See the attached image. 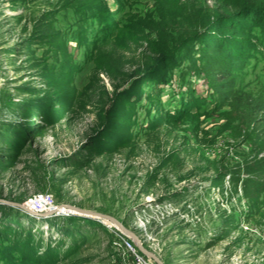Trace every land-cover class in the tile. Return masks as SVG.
Returning <instances> with one entry per match:
<instances>
[{
	"label": "rangeland",
	"instance_id": "374dc122",
	"mask_svg": "<svg viewBox=\"0 0 264 264\" xmlns=\"http://www.w3.org/2000/svg\"><path fill=\"white\" fill-rule=\"evenodd\" d=\"M235 1L0 0V136L16 132L30 92L48 90L50 78L66 81L54 94L77 96L85 109L0 174V201L33 209L44 195L57 207L110 216L162 264H264V211L223 176L252 153L254 136L231 107L210 101L208 80L180 59L184 39ZM31 38L39 42L24 47ZM161 53L171 67L140 84L137 75ZM250 63L238 84L264 93V58ZM115 94L126 99L116 137L124 144L78 152ZM63 210L15 216L14 226L71 247L56 264H125L115 224Z\"/></svg>",
	"mask_w": 264,
	"mask_h": 264
},
{
	"label": "trees",
	"instance_id": "16d2710c",
	"mask_svg": "<svg viewBox=\"0 0 264 264\" xmlns=\"http://www.w3.org/2000/svg\"><path fill=\"white\" fill-rule=\"evenodd\" d=\"M202 28L184 39L180 59L189 62V71L203 74L208 80L210 101L220 108L231 107L240 116L236 118L241 124L250 128L248 137L254 136L255 148L223 176L230 175L233 194L241 192L255 208L264 211V93L255 95L246 91L245 85L238 84L251 60L264 58V0H237L227 5L223 14L215 15ZM35 41L38 40L31 38L23 46L27 47ZM197 46H200L198 51ZM159 56L137 75L136 79L142 81L140 84L145 82V77L155 76L157 72L164 73L171 67V59L167 55L161 53ZM173 62L179 63L178 59H173ZM42 71L44 74L47 70ZM155 80L156 77L153 82ZM65 82L50 78L43 84L48 90L30 92L31 102L18 112L21 123L15 126L16 132L0 136V174L13 168L27 147L44 136L46 131L66 121L69 115L85 110L77 96L66 97L61 93H53L59 83ZM123 96L117 97L115 94L109 108L100 112L85 149L78 152L85 153L90 148H95V154L104 148L110 152L124 144L125 136L121 140L116 139L118 134L125 131L119 127L125 118L121 116L125 111L122 104L126 99ZM206 102L207 99L197 101L198 105ZM63 161L59 162L62 164ZM82 165L84 163L78 166ZM222 180L220 177L216 184ZM15 216L28 214L0 203V260L3 263L56 264L71 250V247L65 248L63 242L55 245L53 238L35 236L34 228H23L20 224L14 226Z\"/></svg>",
	"mask_w": 264,
	"mask_h": 264
},
{
	"label": "water",
	"instance_id": "95a60500",
	"mask_svg": "<svg viewBox=\"0 0 264 264\" xmlns=\"http://www.w3.org/2000/svg\"><path fill=\"white\" fill-rule=\"evenodd\" d=\"M3 204H7L13 207H17L19 209H21L23 212L30 214L32 216H36V217H40V218H48L51 216H55L56 214H59L61 211H64L62 208L68 210L65 212H69V213H74L76 215H80V216H85L87 218H91V219H95V220H103V221H107L108 223L111 224H115L114 226H116L123 234H125V236L132 238V240H134V242L137 244L138 248L140 249V251L142 253H144L148 258L154 260V262L156 264H162V262L160 261V259L158 257H156L155 255H153L152 253L146 251L142 244L140 243V240L136 237V235H134L133 233H131L130 231H128L118 220L107 216V215H103V214H99V213H94V212H90V211H86V210H82L76 207H72V206H60L57 207L55 209H48V210H44V211H37L31 208L26 207L25 205H21L18 203H13V202H6V201H0Z\"/></svg>",
	"mask_w": 264,
	"mask_h": 264
},
{
	"label": "built area",
	"instance_id": "2783aa9c",
	"mask_svg": "<svg viewBox=\"0 0 264 264\" xmlns=\"http://www.w3.org/2000/svg\"><path fill=\"white\" fill-rule=\"evenodd\" d=\"M31 205H33V209L37 211H46L48 209L51 210L57 208L51 199L49 197H45L44 195L35 197ZM118 237V252L121 259H124L125 264H155L150 258L140 251L131 238L122 234Z\"/></svg>",
	"mask_w": 264,
	"mask_h": 264
},
{
	"label": "bare ground",
	"instance_id": "6f19581e",
	"mask_svg": "<svg viewBox=\"0 0 264 264\" xmlns=\"http://www.w3.org/2000/svg\"><path fill=\"white\" fill-rule=\"evenodd\" d=\"M62 209H64V208H62Z\"/></svg>",
	"mask_w": 264,
	"mask_h": 264
}]
</instances>
